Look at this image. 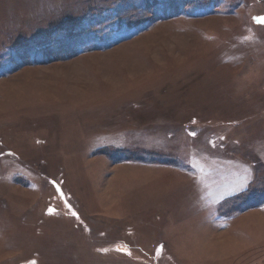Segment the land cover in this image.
<instances>
[{
	"label": "rangeland",
	"instance_id": "374dc122",
	"mask_svg": "<svg viewBox=\"0 0 264 264\" xmlns=\"http://www.w3.org/2000/svg\"><path fill=\"white\" fill-rule=\"evenodd\" d=\"M261 20L0 0V264H264Z\"/></svg>",
	"mask_w": 264,
	"mask_h": 264
},
{
	"label": "trees",
	"instance_id": "16d2710c",
	"mask_svg": "<svg viewBox=\"0 0 264 264\" xmlns=\"http://www.w3.org/2000/svg\"><path fill=\"white\" fill-rule=\"evenodd\" d=\"M148 25L149 24H146L145 26H140L139 28H137L136 30H134L133 32H130V35H128V36H122L121 34L120 35H118V33H116L115 34V36H114V39H112L113 41L111 42V43H109V45H107V46H105V47H102V48H99L98 46L97 47H94L95 48V50H104V49H109V48H111V47H113V46H115L116 44H118V43H120V41H123V40H126V39H128V38H131V37H133V36H135L136 34H138V33H140L141 31H143V30H145L147 27H148ZM121 28L120 27H118V31H120L121 32ZM91 45H95L94 43H92ZM83 48V47H82ZM82 48H80V49H82ZM77 54V53H76ZM235 199V198H234Z\"/></svg>",
	"mask_w": 264,
	"mask_h": 264
},
{
	"label": "snow or ice",
	"instance_id": "6c2138e0",
	"mask_svg": "<svg viewBox=\"0 0 264 264\" xmlns=\"http://www.w3.org/2000/svg\"><path fill=\"white\" fill-rule=\"evenodd\" d=\"M260 22L264 23V20H261ZM242 190H246V187H245V189H242ZM73 215H75V213H73ZM33 264H34V262H33Z\"/></svg>",
	"mask_w": 264,
	"mask_h": 264
}]
</instances>
